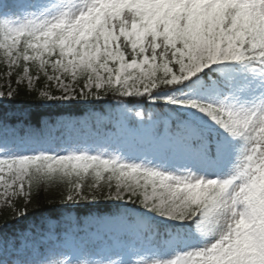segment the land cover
<instances>
[{
	"label": "snow or ice",
	"instance_id": "obj_1",
	"mask_svg": "<svg viewBox=\"0 0 264 264\" xmlns=\"http://www.w3.org/2000/svg\"><path fill=\"white\" fill-rule=\"evenodd\" d=\"M0 60V201L62 205L4 223L0 264H264V0H0ZM21 87L116 104L33 123Z\"/></svg>",
	"mask_w": 264,
	"mask_h": 264
},
{
	"label": "trees",
	"instance_id": "obj_2",
	"mask_svg": "<svg viewBox=\"0 0 264 264\" xmlns=\"http://www.w3.org/2000/svg\"><path fill=\"white\" fill-rule=\"evenodd\" d=\"M102 105L100 106L103 109H110L112 106L116 104V100H113L111 97L102 101ZM41 101L38 99V93L29 91L26 87H21L19 90V94L15 97L11 102L3 103L2 107L6 110H26L32 114V122L37 123L39 119L44 115H52L55 116L60 114V112H68L67 110H73L76 107H81V111L84 110V106L81 104L72 102V105L67 108V110L59 109L56 112H46L43 108H41ZM75 112V111H74ZM34 198L38 199L39 203L36 207L29 208L30 215L27 219L34 218L44 212H50L53 215L57 214L60 210L58 208L62 207L59 201V193L54 190V186L52 189L46 188L44 191H41L36 197L34 192ZM101 211H111L114 210L115 205L109 202H102L97 206ZM15 211L14 207L8 206V208H3L0 210V224L9 223L17 225L19 221H15L13 217V212ZM81 213L87 211V208H81L79 210Z\"/></svg>",
	"mask_w": 264,
	"mask_h": 264
},
{
	"label": "rangeland",
	"instance_id": "obj_3",
	"mask_svg": "<svg viewBox=\"0 0 264 264\" xmlns=\"http://www.w3.org/2000/svg\"><path fill=\"white\" fill-rule=\"evenodd\" d=\"M3 64H5L4 61H3ZM8 86L11 87V81L8 79V74H0V90L7 92ZM128 246H129L128 250L123 255H121L119 259L122 257L126 260L133 262V264H135V261L141 259V256L135 254V252L138 251V249H135L136 247H134L131 244ZM69 255H73V253H69Z\"/></svg>",
	"mask_w": 264,
	"mask_h": 264
}]
</instances>
